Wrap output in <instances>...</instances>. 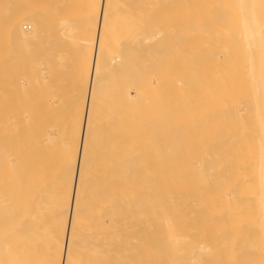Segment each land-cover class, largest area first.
Returning a JSON list of instances; mask_svg holds the SVG:
<instances>
[{
  "label": "bare ground",
  "instance_id": "bare-ground-1",
  "mask_svg": "<svg viewBox=\"0 0 264 264\" xmlns=\"http://www.w3.org/2000/svg\"><path fill=\"white\" fill-rule=\"evenodd\" d=\"M38 1L0 0V264H264V0Z\"/></svg>",
  "mask_w": 264,
  "mask_h": 264
},
{
  "label": "rangeland",
  "instance_id": "rangeland-1",
  "mask_svg": "<svg viewBox=\"0 0 264 264\" xmlns=\"http://www.w3.org/2000/svg\"><path fill=\"white\" fill-rule=\"evenodd\" d=\"M45 1H46V0H43V1H42V5H40L41 3H40L39 1H38L39 3L36 2V3H37L38 5H40V6H38V5L35 3L34 5H36V6H33V10H34L36 7H38V10H39V7H40V9H41V8H42V9L44 8V9H43L44 11H45V8H46V7L49 8V5H47L48 0H47V2H45ZM74 1H75V3H77L78 0H74ZM74 1H73V2H74ZM79 1L81 2V0H79ZM80 2H79V3H80ZM75 3L73 4V6H74V5L76 6ZM43 6H46V7H43ZM75 6H74V7H75ZM77 6H78V4H77ZM80 6H82V5H80ZM34 7H35V8H34ZM79 8H80V7H79ZM81 8H82V7H81ZM75 9L77 10L78 7H76ZM36 10H37V9H36ZM36 10H35V11H36ZM43 10H41V11H43ZM76 10H75V11H76ZM80 10H81V9H80ZM80 10L77 11V12L79 13ZM41 11H39V13H40ZM37 12H38V11H37ZM24 24H25L26 27L23 26ZM24 24L22 25V30L25 31V30L27 29L26 32H27V31H30L29 24H27V23H24ZM28 28H29V30H28Z\"/></svg>",
  "mask_w": 264,
  "mask_h": 264
}]
</instances>
